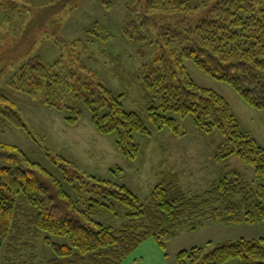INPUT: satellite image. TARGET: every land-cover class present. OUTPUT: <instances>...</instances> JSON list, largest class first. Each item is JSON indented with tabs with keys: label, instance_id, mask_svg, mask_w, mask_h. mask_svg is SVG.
I'll use <instances>...</instances> for the list:
<instances>
[{
	"label": "trees",
	"instance_id": "obj_1",
	"mask_svg": "<svg viewBox=\"0 0 264 264\" xmlns=\"http://www.w3.org/2000/svg\"><path fill=\"white\" fill-rule=\"evenodd\" d=\"M72 1L60 0L41 11L38 23L28 22L23 35L32 34L34 27ZM125 5L131 17L122 32L138 42V55H147L154 43L159 48L153 62L142 63L136 75L142 89L159 98L158 105L147 108L152 126L168 127L177 134L175 118L167 112L191 115L199 130L216 129L222 135L213 158L221 162L236 154L253 168L255 179L249 181L238 170L222 167L207 189L189 194L178 173L170 170L141 198L123 183L79 170L67 156L52 158L61 171L56 176L18 145L0 140V251L5 248L0 264H24L22 250L31 236L41 232L69 241L46 237L54 254L45 264H121L149 237L165 248L181 229L196 230L210 220L248 224L264 220V146L241 129L227 100L198 85L185 64L190 60L205 74L227 83L248 106L264 111V0H127ZM152 29L155 35L150 39ZM57 68V61L47 63L34 55L6 84L32 95L44 91L39 103L61 112L71 126L87 107L95 130L113 134L120 153L137 157L141 148L133 133L152 134L145 118L127 109L122 93L103 82L63 74ZM0 117L34 139L1 90ZM102 218L121 222L113 225ZM233 258L238 264H264V238L224 239L208 248L195 245L175 254L177 264H225Z\"/></svg>",
	"mask_w": 264,
	"mask_h": 264
},
{
	"label": "rangeland",
	"instance_id": "obj_2",
	"mask_svg": "<svg viewBox=\"0 0 264 264\" xmlns=\"http://www.w3.org/2000/svg\"><path fill=\"white\" fill-rule=\"evenodd\" d=\"M59 1L0 0V90L14 103L34 137L0 117L1 141L18 145L56 176L61 171L52 158L67 156L77 162L79 170L123 183L141 198L147 195L163 172L170 170L178 173L189 194H199L207 189L221 174L222 167L238 170L249 181L255 179L253 168L244 164L236 154L221 162L216 161L213 154L222 135L216 129L209 132L199 130L191 115L167 112L175 118L177 134L168 127L156 129L152 126L146 116L147 108L158 105L159 98L157 93L143 90L136 75L142 63L149 65L153 62L159 48L154 43L147 55L141 57L137 53L138 42L123 34L122 27L131 17L125 5L127 0H73L49 15L42 26L34 27L32 34L23 35L28 22L33 20L37 24L39 13ZM189 1L198 3L200 0ZM192 17L191 21L195 22L197 16ZM91 28L92 32H86ZM154 32V29L148 32L150 39ZM34 55L47 63L57 61L63 74L72 72L74 77L98 80L122 93L125 107L140 113L152 131L151 135L133 133V141L141 148L139 155L128 158L116 149L113 134L98 133L90 121L87 107L83 106L80 121L71 126L64 121L61 112L39 103L44 91L32 95L8 86L6 79ZM185 64L198 85L216 91L227 100L241 129L251 133L264 146V111L248 106L227 83L205 74L190 60ZM67 88L65 86V90ZM102 220L113 225L121 222L120 218ZM46 237L53 242H69L66 236L45 232L31 236L21 253L24 264H45L53 256ZM239 237L264 238V220L253 224L210 220L196 230L181 229L167 241L165 248L149 237L121 264H177L175 254L181 249L195 245L208 248L216 241ZM208 241L211 243L207 244ZM4 254L5 248L2 247V259ZM225 264H238V261L233 258Z\"/></svg>",
	"mask_w": 264,
	"mask_h": 264
}]
</instances>
